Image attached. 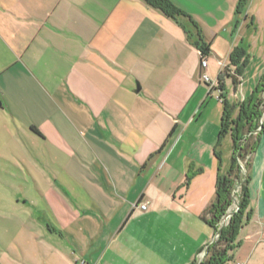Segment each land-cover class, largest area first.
Returning a JSON list of instances; mask_svg holds the SVG:
<instances>
[{"label": "crops", "instance_id": "obj_1", "mask_svg": "<svg viewBox=\"0 0 264 264\" xmlns=\"http://www.w3.org/2000/svg\"><path fill=\"white\" fill-rule=\"evenodd\" d=\"M170 1L199 26L205 69L188 21L141 0H0V157L20 155L39 177L54 264H193L215 236L208 209L233 149L229 136L217 146L219 87L200 75L218 83L240 43L263 53V14L255 0L242 20L237 0L228 15L220 0ZM252 59L236 89L223 80L230 104L264 74V61L248 72ZM254 136L251 217L225 264H264V132Z\"/></svg>", "mask_w": 264, "mask_h": 264}, {"label": "trees", "instance_id": "obj_2", "mask_svg": "<svg viewBox=\"0 0 264 264\" xmlns=\"http://www.w3.org/2000/svg\"><path fill=\"white\" fill-rule=\"evenodd\" d=\"M147 6L161 11L165 16L174 19H185L192 28L186 31L187 37L192 41L195 48L201 52L202 57L206 59L209 53V46L204 42L199 26L193 19L176 7L170 0H141ZM246 5V0H239L236 7V14H240ZM250 55L247 53L246 46L243 43L235 46L229 56V62L218 77V87L220 90V102L222 105V115L220 122V131L217 140L219 146L221 139L229 136L232 142V157L228 171L222 175H217L215 201L208 209L209 217L206 220L208 225L215 231L218 230L222 217L227 213L231 206V191L239 178L238 160H243L254 150V141L252 134L258 128L257 135L264 132V123L259 124L261 118L264 93V74L261 75L257 85L251 94L241 102L230 104L222 94L223 80L230 79L236 89L242 82L243 71L249 63ZM200 61V58H199ZM219 161V156L215 155ZM247 165V164H245ZM246 169V167H245ZM248 176L246 175L240 189L238 210L230 217L228 222L222 227L220 235L208 249L205 259L193 264H225L232 260L233 251L238 246V235L241 228L250 220L251 211L249 210V191Z\"/></svg>", "mask_w": 264, "mask_h": 264}, {"label": "rangeland", "instance_id": "obj_3", "mask_svg": "<svg viewBox=\"0 0 264 264\" xmlns=\"http://www.w3.org/2000/svg\"><path fill=\"white\" fill-rule=\"evenodd\" d=\"M208 1L211 3L210 5L212 7L213 0ZM231 1L232 0H220L219 7L224 4L223 9L226 11L227 15L229 14V5ZM238 1L239 0L232 3L234 15L242 20L244 17L243 13L246 11L245 9L249 10L252 1L249 0L248 2L246 0V5L242 12L236 14ZM253 3L252 10L253 8L254 10L260 9V12L263 14L259 19L263 23L264 0H255ZM262 34V37H264V32ZM230 35L231 32L229 30L227 36L230 37ZM261 43L263 42L261 41ZM260 48L261 50L263 49V53H257L254 50L249 51L250 59L255 57V60L252 59V64H250L251 67L248 69L249 73L253 74L261 65V62L264 61V45L263 47L260 46ZM249 75L247 76L248 81L244 83L243 91L248 89L249 92H251L257 85V81L254 82L251 80ZM261 98L264 103V93ZM215 102L216 100L212 101V103ZM263 115L264 104L261 118L258 121L259 124L264 123ZM253 137L255 136L253 135L252 138ZM1 138L3 137H0V139ZM6 139L8 140L7 137ZM13 139H15L17 144L23 147L24 150L26 144L22 139L16 135L15 137L13 136ZM7 146H9V143L4 146L3 140H0V147L7 148ZM2 155L3 156L0 157V264H54L56 259L46 255L42 247L43 244L44 246L45 243L47 244V240H45L47 237L42 233L46 232V225L43 224L45 216L43 213L45 209L43 207V201L40 197V193H36L31 188L32 185L38 181L39 177L30 174V171L25 167V159H21L20 155L10 154V151ZM249 159L250 155L240 160V164L244 169ZM238 175L241 180L242 177L240 173H238ZM245 176L246 169L244 178Z\"/></svg>", "mask_w": 264, "mask_h": 264}, {"label": "built area", "instance_id": "obj_4", "mask_svg": "<svg viewBox=\"0 0 264 264\" xmlns=\"http://www.w3.org/2000/svg\"><path fill=\"white\" fill-rule=\"evenodd\" d=\"M198 54H199V58H200V68L201 69H205L206 67H207V61H206V59L205 58H203L202 57V54H201V52L200 51H198ZM200 80H201V82H203L204 84H206L207 85V87L209 88V90H217L218 89V85H217V82H215V81H211L210 80V78H209V76L206 74V73H201V75H200ZM219 95H220V90H217V99H219L220 100V98H219ZM260 124H262V123H260ZM260 129L258 128L256 131H259ZM257 134V133H256ZM255 135V134H254ZM237 163H238V165H239V167H242L243 168V170H244V174H241L240 176L242 177V178H244V175H245V169H244V167L240 164V160H238L237 161ZM240 180V179H239ZM244 180V179H243ZM237 183V182H236ZM236 183H235V185H234V187H233V189H232V191H231V200H232V202H231V206H230V208L228 209V211H236L237 210V208H236V205L238 204V199H239V193H240V189H241V184L240 185H238V183H237V185H236ZM140 209L141 210H145L146 209V204H140ZM227 211V212H228ZM229 220V219H228ZM228 220L225 222V224L228 222Z\"/></svg>", "mask_w": 264, "mask_h": 264}, {"label": "water", "instance_id": "obj_5", "mask_svg": "<svg viewBox=\"0 0 264 264\" xmlns=\"http://www.w3.org/2000/svg\"><path fill=\"white\" fill-rule=\"evenodd\" d=\"M139 86H137V88H136V90L134 91V93H138L139 92ZM259 131H255V132H253V134L252 135H254V134H256V133H258ZM239 173H240V175L241 174H244V170H243V168L242 167H239ZM242 182H243V178H241V180H238L237 181V183H238V185H240V184H242ZM236 208H237V210H238V204L236 205ZM236 210V211H237ZM236 211H228L223 217H222V219H221V221H220V223H219V227H218V230H217V232L215 233V236H214V238H213V240L202 250V252L200 253V255H199V257H198V263H200L201 261H203L204 259H205V256L207 255V253H208V249H209V246L213 243V242H215L216 240H217V238L219 237V235H220V231H221V229H222V227L225 225V222L228 220V219H230V217L236 212Z\"/></svg>", "mask_w": 264, "mask_h": 264}]
</instances>
